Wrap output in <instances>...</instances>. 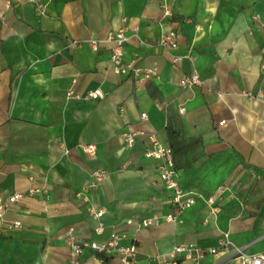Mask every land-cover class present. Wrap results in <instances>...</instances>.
I'll use <instances>...</instances> for the list:
<instances>
[{"label":"crops","instance_id":"crops-1","mask_svg":"<svg viewBox=\"0 0 264 264\" xmlns=\"http://www.w3.org/2000/svg\"><path fill=\"white\" fill-rule=\"evenodd\" d=\"M170 29L179 33L177 49L159 43ZM120 30L129 37L125 59L159 77L116 74L109 48L90 47ZM194 70L205 85L183 86ZM95 90L103 97L89 98ZM172 110L190 161L178 180L199 196L183 223L141 228L143 219L174 212L161 161L145 156L152 137L169 145ZM100 170L106 178L90 187ZM250 174L264 181V0H0V206H8L0 210V264H70L71 227L80 241L116 231L122 244L137 246L135 264H174L175 246L208 250L224 234L263 254L264 213L249 214L235 193L252 183ZM221 187L214 213L206 199ZM15 192L22 198L9 205ZM3 220L23 227L9 230ZM99 258L91 248L82 255L88 264ZM179 260L240 264L224 253ZM104 264L122 262L114 255Z\"/></svg>","mask_w":264,"mask_h":264},{"label":"built area","instance_id":"built-area-1","mask_svg":"<svg viewBox=\"0 0 264 264\" xmlns=\"http://www.w3.org/2000/svg\"><path fill=\"white\" fill-rule=\"evenodd\" d=\"M165 7V14L167 16L171 15V11ZM129 41V37L124 32L120 30L118 32L112 33L104 39H90V47L97 51L102 45H106L110 50V61L112 64V70L116 74L120 75H130L136 81L142 82L150 80L153 78L159 77V72L156 68L147 67L143 68L137 65L134 60L125 59V46ZM162 46L169 49H177L179 46V33L175 29H170L165 33L159 42ZM205 81L200 78V75L194 70L190 75H187L182 80V85L185 87H193L197 85H205ZM209 92H214L219 98H224L226 95L224 92L216 91L212 87H208ZM73 93V92H72ZM249 97H254L253 94L247 93ZM89 98H101L103 97V92L101 90L90 91L88 93ZM142 118L146 119L147 114L142 113ZM226 123V120H222L219 125L223 126ZM126 144L128 147H133L136 142V134L129 133L125 135ZM151 146L146 150V158H153L161 161L159 166L160 178L167 187L171 190V202L174 209L173 213L168 214L161 218L158 215H155L150 218H146L138 222V226L141 228H146L149 226L159 224L163 219L169 222H178L183 223V214L184 212L192 207L197 202L199 194L192 191H187L182 188L178 180V169L174 164V157L172 149L169 145H166L155 137H152ZM83 150L89 156L96 155V146L87 145L82 146ZM106 171L100 170L92 173V178L94 182L90 184V187H95L96 184L101 183L106 178ZM38 191V190H33ZM46 193V191L42 190ZM225 188H219L218 192L215 195H210L207 197L206 202L212 207L214 213L217 212L218 207L215 206L217 200L223 197L225 193ZM22 198V194L19 192L13 193L8 198V204H14ZM47 198L49 196L47 195ZM8 206L1 205L0 210H5ZM91 213L97 217L101 218L104 214L103 210H91ZM3 217V211L0 212V218ZM4 221V220H3ZM5 223L7 229H20L23 227L21 221L14 222H3ZM128 225L134 223L133 219H128L126 222ZM103 230V224H100L98 231ZM67 244L70 247V264H88L82 259L85 248H91L100 256L98 262L104 264L107 262V259L116 255L120 258L122 264H135L138 256L137 246L133 243L131 245L122 244L121 241L123 236L113 231L109 238L103 241H80L74 236V228H69L67 232ZM219 253H224L229 256L235 257L240 260V264H264V253L263 254H250L247 250V246L236 245L233 241L230 240L228 234H224L223 238L220 240L217 247L209 248L204 250L199 248L194 244H184L175 246L172 252L169 255L170 260L174 264H177L182 258V261H190L194 263H199L206 254L218 255ZM98 262H90L89 264H97Z\"/></svg>","mask_w":264,"mask_h":264},{"label":"trees","instance_id":"trees-1","mask_svg":"<svg viewBox=\"0 0 264 264\" xmlns=\"http://www.w3.org/2000/svg\"><path fill=\"white\" fill-rule=\"evenodd\" d=\"M167 137L169 145L172 149L174 164L177 169H187L190 161L187 157V144L185 140V127L181 122L177 121L176 113L172 110V114L168 117Z\"/></svg>","mask_w":264,"mask_h":264},{"label":"rangeland","instance_id":"rangeland-1","mask_svg":"<svg viewBox=\"0 0 264 264\" xmlns=\"http://www.w3.org/2000/svg\"><path fill=\"white\" fill-rule=\"evenodd\" d=\"M249 177L252 183L236 187L235 193L249 214L255 216L257 211L264 213V181L251 174Z\"/></svg>","mask_w":264,"mask_h":264}]
</instances>
